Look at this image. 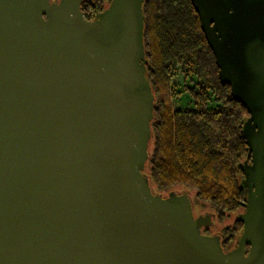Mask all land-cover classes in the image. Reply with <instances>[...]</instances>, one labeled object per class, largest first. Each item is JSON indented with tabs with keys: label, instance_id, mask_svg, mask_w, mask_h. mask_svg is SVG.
<instances>
[{
	"label": "water",
	"instance_id": "water-1",
	"mask_svg": "<svg viewBox=\"0 0 264 264\" xmlns=\"http://www.w3.org/2000/svg\"><path fill=\"white\" fill-rule=\"evenodd\" d=\"M146 0H0V264H264V0H189L248 117L232 250L187 192L152 193Z\"/></svg>",
	"mask_w": 264,
	"mask_h": 264
},
{
	"label": "trees",
	"instance_id": "trees-1",
	"mask_svg": "<svg viewBox=\"0 0 264 264\" xmlns=\"http://www.w3.org/2000/svg\"><path fill=\"white\" fill-rule=\"evenodd\" d=\"M111 1L82 0L80 10L93 20ZM142 12L145 77L154 97L143 175L153 194L162 197L178 188L193 204L213 213L225 252L242 230L237 215L246 194L240 166L248 157L240 130L248 115L219 83L213 54L189 0H146ZM178 75L193 82L186 88L193 105L183 111L170 104L169 85Z\"/></svg>",
	"mask_w": 264,
	"mask_h": 264
},
{
	"label": "rangeland",
	"instance_id": "rangeland-1",
	"mask_svg": "<svg viewBox=\"0 0 264 264\" xmlns=\"http://www.w3.org/2000/svg\"><path fill=\"white\" fill-rule=\"evenodd\" d=\"M193 82L189 81L183 77V75H178L174 80L170 83V90L172 93V98L170 100V104L173 110H185L187 108L192 107L193 103L188 97L186 92V88H191ZM176 192H183L181 189L174 190ZM229 224V221L227 222Z\"/></svg>",
	"mask_w": 264,
	"mask_h": 264
},
{
	"label": "flooded vegetation",
	"instance_id": "flooded-vegetation-1",
	"mask_svg": "<svg viewBox=\"0 0 264 264\" xmlns=\"http://www.w3.org/2000/svg\"><path fill=\"white\" fill-rule=\"evenodd\" d=\"M247 163H249V159H248ZM162 197H165V196H162ZM241 209H242V211H240L239 215H241L243 213V211H244L243 207H241ZM192 212H193V215H194L195 218H200V217L204 218V217H206L208 219V226H206V227L201 229L202 234L206 235V236H219L220 237V244H221L220 227H219V224L216 221L215 215L213 213H211L207 208L204 209L202 207V205H195L193 203H192ZM239 215H237V217ZM231 220H233V217L231 218ZM233 247L228 249V250H226L225 252H228V251L232 250Z\"/></svg>",
	"mask_w": 264,
	"mask_h": 264
},
{
	"label": "built area",
	"instance_id": "built-area-1",
	"mask_svg": "<svg viewBox=\"0 0 264 264\" xmlns=\"http://www.w3.org/2000/svg\"><path fill=\"white\" fill-rule=\"evenodd\" d=\"M88 16H89V14H88ZM85 18V17H84ZM86 19V18H85ZM86 20H88V19H86Z\"/></svg>",
	"mask_w": 264,
	"mask_h": 264
}]
</instances>
